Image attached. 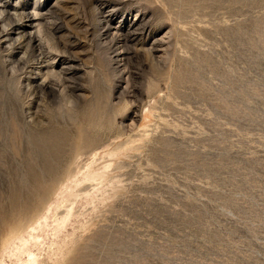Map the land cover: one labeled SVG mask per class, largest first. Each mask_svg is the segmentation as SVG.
<instances>
[{"label":"rangeland","instance_id":"rangeland-1","mask_svg":"<svg viewBox=\"0 0 264 264\" xmlns=\"http://www.w3.org/2000/svg\"><path fill=\"white\" fill-rule=\"evenodd\" d=\"M0 9V264H264V0Z\"/></svg>","mask_w":264,"mask_h":264},{"label":"bare ground","instance_id":"bare-ground-1","mask_svg":"<svg viewBox=\"0 0 264 264\" xmlns=\"http://www.w3.org/2000/svg\"><path fill=\"white\" fill-rule=\"evenodd\" d=\"M3 11H4V10H3ZM1 12H2V11H1V9H0V14H2V13L4 14V13H5V12H2V13H1ZM3 14H2V15H3ZM4 15L6 16V14H4ZM4 15H3V16H4ZM3 16H2V17H3ZM0 17H1V15H0ZM6 17H7V16H6ZM4 21H5V19H4ZM10 28H11V27H10ZM13 28H14V27H13ZM14 30H15V28H14ZM137 32H138V31H137ZM17 33H18V32H17ZM20 34H21V33H20ZM18 35H19V34H18ZM8 36H9V35H8ZM20 36H21V35H20ZM20 36H19V37H20ZM24 36H26V35H24ZM24 36H23V37H24ZM30 37H31V36H30ZM30 37H29V38H30ZM21 38H22V37H21ZM21 38H20V39L18 38V39L21 40ZM24 39H25V37H24ZM24 39H22L21 41H23ZM30 39L33 41L34 39H36V37L33 36V37H31ZM19 40H18V42H19ZM31 40H30V41H31ZM36 40H37V39H36ZM46 40H47V39H46ZM21 41H20V42H21ZM34 41H35V40H34ZM23 42H24V41H23ZM33 43H34V42H33ZM29 47H30V46H29ZM44 50H45V49H44ZM148 54H149V53H148ZM52 77H53V76H52ZM56 209H57V208L55 207V210H56ZM51 210H52V209H51ZM51 210H50V211H51ZM53 212H54V211H53ZM51 213H52V212H51ZM67 214H68V213H67ZM57 215H58V213H57ZM57 215L55 216L56 218H57ZM55 220H56V219H55ZM61 220H62V219H61ZM59 221H60V219H59ZM59 221H58V222H59ZM62 222H63V221H62ZM60 223H61V221H60ZM57 224H58V223H57ZM51 225H52V224H51ZM55 225H56V224H55ZM46 229H47V228H46ZM49 230H50V229H49ZM49 230H48V232H49ZM58 230H59V228H55V231H58ZM61 231H62V229H61ZM59 232H60V230H59ZM43 233H44V231H43ZM51 234H52V233H51ZM54 234H55V232H54ZM54 234H52V235H54ZM58 234H59V233H58ZM50 236H51V235H50ZM54 236H55V235H54ZM47 239H48V238H47ZM47 239H46V240H47ZM49 239H50V237H49ZM49 239H48V240H49ZM46 240H45V241H46ZM39 246H40V245H39ZM38 248H39V247H38ZM36 249H37V248H36ZM35 252H36V251H35ZM30 255H35V253L33 252V253H31ZM31 261H34V259H30V260H29V262H31Z\"/></svg>","mask_w":264,"mask_h":264}]
</instances>
